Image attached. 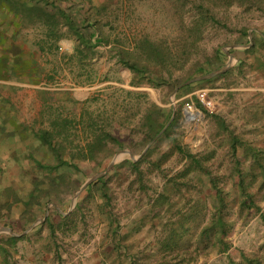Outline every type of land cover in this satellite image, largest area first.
Listing matches in <instances>:
<instances>
[{
  "label": "rangeland",
  "instance_id": "1",
  "mask_svg": "<svg viewBox=\"0 0 264 264\" xmlns=\"http://www.w3.org/2000/svg\"><path fill=\"white\" fill-rule=\"evenodd\" d=\"M82 1L54 0L51 4L64 12H85L88 16V4L92 6L91 10L98 9L91 12L97 18L94 24L101 27L111 43L120 40L125 45H133L135 39L147 36L169 46L180 59L186 53L193 59L210 53L218 45L222 46L223 51H227L225 63L229 62L228 69L232 72L226 78L194 92L208 112L218 114L242 140L264 147V76L250 65L254 55L242 52L251 42L225 45L233 41L241 24L250 26L251 36L252 32L264 34L263 9L253 5L249 9L247 3L226 6L223 0L209 1L212 12L222 18L223 23L203 26L192 22L191 14L195 12L192 0H89L88 4L87 0ZM42 29L25 21L20 33L26 42V51L35 56L36 76L42 82L16 79L20 82L16 88L0 80V199H4L5 184L13 185L21 195L26 193L29 176L38 174L32 169L29 154L43 162L50 160V154L43 153L33 132L51 127V119L60 122L69 119L72 122L83 113L85 119L93 118L99 124H105L112 133L128 134L137 139L140 133L134 130L143 102L136 96H128L121 89L144 92L148 99L162 107L169 104L175 107L177 102L175 95L171 100V94L162 88L148 84L131 85L132 73L117 62L111 44H98L94 53L81 54L79 61L71 58L75 40L66 27L61 28L63 36L56 41L54 48L47 47L43 42ZM64 40L68 41L67 46ZM231 46L241 51L229 53ZM258 54H264V47ZM239 57L246 59L242 68L237 67ZM181 73V69L175 70L176 75ZM89 76L92 82L83 83ZM47 97L51 99L46 101ZM67 130L70 143L85 142L87 136L80 125L77 128L68 125ZM226 132L217 126L211 116L188 101L182 108L174 134L184 147L205 158L219 184L232 197L233 184L229 179L232 158ZM168 149L167 142L161 143L149 160ZM123 150L127 148L115 154L119 156L112 165L108 166L114 156L99 171L88 170L85 180L68 195L66 205L60 207L52 202L43 205L31 227L22 233L15 232L19 236L28 235L16 243L14 254L9 257L10 264H107L111 258L118 256L109 252L114 246V235L107 220L111 215L118 225L117 242L121 246L128 243L131 254L139 260H147L148 264H232V261L243 263L242 256L264 255V189L258 191L257 184L251 190L255 193L259 210L239 213L234 205L227 213L232 227L226 239L229 244L226 251L218 250L214 243L204 247L194 241L185 248L155 253L157 242L168 232L169 227L165 225L180 217L176 206L171 207L167 202L156 203L155 198L163 191L166 179L181 171L187 161L179 153L168 151L159 168L148 161L142 162L140 180L136 172L127 167L111 171V167L121 160L131 159L130 153L134 157L140 155L129 149L130 153ZM249 161L250 158L245 160L243 166ZM103 171L104 174L111 171L108 179L109 201L105 205L96 199L85 202L83 213L74 217L76 229L70 225L64 231L51 233L43 222L49 213L59 220L52 207L66 215L85 193L86 186L81 188L84 182ZM178 179L196 182L181 176ZM201 186L191 184L189 192L192 194L195 188L200 189ZM183 202L184 198L180 203ZM18 206L21 207V204ZM201 213L204 214L202 224L209 222L210 209L207 207ZM199 229L197 227L196 231ZM121 250L120 258L123 259V246Z\"/></svg>",
  "mask_w": 264,
  "mask_h": 264
},
{
  "label": "trees",
  "instance_id": "2",
  "mask_svg": "<svg viewBox=\"0 0 264 264\" xmlns=\"http://www.w3.org/2000/svg\"><path fill=\"white\" fill-rule=\"evenodd\" d=\"M51 1L54 2V0H0V6L5 8L12 19L16 20L17 26L21 25L23 19L29 23L37 22L43 28V42L49 48L56 47V41L63 36L60 30L62 27H66L75 40L71 58L75 57L79 61H81L79 58L81 54L94 53L98 44H111L110 48L113 49L117 62L132 73L130 84L133 86L148 84L162 88L166 93L171 94L174 88L184 81L213 71L225 63L226 54L220 45L214 47L210 53H203L193 59L187 53L183 59H180V56L176 55L169 46L147 36L135 39L133 45H125L120 40L111 43L101 27L94 24L97 18L91 12L98 9L91 10L92 6L88 4L89 0L86 2L88 4L86 11L89 16L85 15V12H64L58 7L54 8ZM209 1L213 0H192L191 3L195 8V12L191 14L192 22L203 26L209 23L218 25L223 23L222 18L212 12V8L208 4ZM223 1L226 6L245 5L247 3L249 9L253 5L264 10V0ZM249 29L250 26L241 24L233 41L227 42L225 45L251 42L250 45L242 49V52L254 55L250 65L264 76V54L261 56L258 54L260 49L264 47V34L252 32L250 41L248 38ZM1 31L0 26V45H4V48H0V78L14 77L19 79L27 74L29 75L28 80H33L31 73H36L34 54L32 55L29 51L24 52L13 42L17 30H14L10 37L8 36L10 38L9 43L7 42L8 38L3 36ZM40 49L45 50L43 47ZM237 51L241 50L232 46L228 49L229 53ZM245 63L246 59L239 57L237 67L242 68ZM178 64H180L179 67H177ZM176 69H181L182 73L176 75ZM231 72L232 69H227L211 78L179 87L175 92V99L177 100L175 107L172 104L162 107L148 99L144 92L121 89L128 96H136L143 102L134 130L140 133L137 139L128 134L122 136L119 133H112L105 127V124H99L93 118L85 119L83 113L72 122L69 119H62V122L55 118L51 119V127L39 128L33 132L43 153L50 154V160L43 162L34 157L33 154L28 155L32 161V169L38 171V174L33 173L29 176L27 191L22 195L17 192L13 185L5 184L3 188L4 199H0V223L2 226L11 228L14 232H24L36 220L39 209L43 205L49 202L60 207L66 205L68 195L76 191L80 183L87 177V172L90 169L99 171L119 150L124 148L129 149L132 153L141 154L150 143L139 159L136 161L123 159L118 164L113 165L111 171L127 167L136 172L141 180L143 171L140 169V165L144 161H148L154 167L159 168L160 164L167 158L168 151H175L186 159L185 167L176 175L166 179L163 191L158 193L155 198L156 203L158 201L167 202L171 207L176 206L180 213L179 218L165 225L169 227L168 232L163 239L157 242L155 253L166 249L185 248L194 241L204 247L214 243L218 246V250L226 251L229 245L226 239L232 227L231 221H228L227 218L229 210L234 205L239 213H248L251 210L260 209L255 193L251 188L257 184L258 191L264 189V147L242 140L227 127L225 121L218 114L208 112L194 90L226 78ZM90 77L86 78L83 83H91L92 78ZM184 95L188 96L180 99ZM50 99L47 97L46 101ZM188 101L192 102L203 113L211 116L218 127L227 131L229 152L232 158V166L229 172V179L233 184L231 191H233L234 196L232 197L219 184L217 176L211 172L205 163V158L197 156L184 147L174 134L182 116V108ZM167 122H169L168 125L163 129ZM68 125H73L74 128L80 125L85 136H87L84 143H70ZM163 142H167L168 151L149 160V157ZM241 154L242 160L239 158ZM249 158L248 165L243 166L242 163H246L245 160ZM111 171L91 181L86 186L80 201L66 215L60 213L55 206L52 207L54 212H57L59 220H55L53 213H49L43 222L49 227L51 233L64 231L70 225L76 229L74 217L83 213L85 202L96 199L105 205L109 201L108 179ZM179 176L196 180V182L191 183L187 179L182 182L178 179ZM182 184H184V188H182ZM191 184L202 185L201 187L204 188H195L191 194L189 192ZM185 189L187 190L186 193L184 192ZM204 189L207 192H204ZM192 195L195 198L194 201H192ZM183 198L184 202L180 203ZM20 204L21 207L18 206ZM207 207L210 209V220L202 224L204 214L201 213V210L207 209ZM107 220L114 235V246L109 252L118 254L117 257L111 258L107 264H114L115 262L117 264H148L147 260H139L137 256L131 254L128 250V243L122 245L124 258H120L122 246L117 242L118 225L112 215L111 217L108 216ZM197 227H200L198 231H196ZM27 235L15 236L10 233H0V264H10L9 257L14 254L16 243ZM122 235L125 236L126 234ZM242 259L243 263L232 261V264H264V255L262 257L242 256Z\"/></svg>",
  "mask_w": 264,
  "mask_h": 264
},
{
  "label": "crops",
  "instance_id": "3",
  "mask_svg": "<svg viewBox=\"0 0 264 264\" xmlns=\"http://www.w3.org/2000/svg\"><path fill=\"white\" fill-rule=\"evenodd\" d=\"M8 15L9 14L5 10V8L0 6V26L2 28V31L1 32H2L3 36H6L8 38L7 42L9 43L10 42V38L9 37L14 32V30H17V32H16L17 35L15 36V39L13 40V42L16 45H18V47L22 48L24 50V52H26V50L28 48L26 46V42L22 39V36H21L20 33H21V29H22L23 23H25V21H27V20L26 19H23L21 25H18L17 26L18 23L16 22V20L15 19H12V17L10 15L9 16ZM12 20H13V23H12ZM33 23H35V24L38 25L37 22H33ZM33 23L31 22L30 24H33ZM14 24H16V25H14ZM60 42H63V40H61ZM64 44L67 46L68 41L67 40L66 41L64 40ZM0 48H4V45H0ZM31 74L34 75L33 76L34 80L40 81L39 83L42 82V79L39 78V77H37L36 76V73H31ZM28 76L29 75L25 74V76H23L22 78H19V79L18 78H14V77L12 78L11 77V78H0V80H1L2 83L8 84L10 87L11 86H15L17 88L18 86H20V82H17L16 79H18V80H21L22 79L24 81H27Z\"/></svg>",
  "mask_w": 264,
  "mask_h": 264
},
{
  "label": "water",
  "instance_id": "4",
  "mask_svg": "<svg viewBox=\"0 0 264 264\" xmlns=\"http://www.w3.org/2000/svg\"><path fill=\"white\" fill-rule=\"evenodd\" d=\"M248 32H249V35H248V37H249V40L251 41V39H252V36H251V34H250V30H248ZM232 46H236V45H232ZM228 48V47H227ZM224 50H227V49H224ZM225 52H227V51H225ZM229 68V62H226L223 66H221V67H219V68H217V69H215V70H213V71H210V72H208V73H205V74H202V75H198V76H195V77H192V78H190V79H188V80H186V81H184L183 83H181L179 86H177L176 88H174V90L172 91V93H171V100L173 99V97H174V95H175V92L178 90V88L179 87H182V86H184V85H187V84H190V83H192V82H195V81H199V80H203V79H206V78H211V77H213V76H215V75H217V74H219V73H221V72H224L225 70H227ZM172 118V117H171ZM170 121V120H169ZM168 123L169 122H167L166 124H165V126L163 127V129L168 125ZM162 129V130H163ZM162 130H161V132H162ZM160 132V133H161ZM159 133V134H160ZM158 134V135H159ZM157 135V136H158ZM156 136V137H157ZM155 137V138H156ZM150 145V143L144 148V150L142 151V153L140 154V155H138L137 157H134L131 153H130V151L127 149V150H123V151H126V152H128V153H130V156H131V159L133 160V161H136L143 153H144V151L147 149V147ZM118 154L117 155H114V157L112 158V160H111V162L109 163V165L108 166H110V165H112L114 162H115V160L118 158ZM108 168V167H107ZM105 173V171H103V172H99V173H97V174H95V175H93V176H91L90 178H88L85 182H84V184L81 186V188H84L85 186H87L91 181H93V180H95L96 178H98L99 176H101V175H103ZM34 224V222L31 224V226ZM30 226V227H31ZM0 232H7V233H10V234H12V235H15V236H19L20 234H18V233H15V232H13L12 230H11V228H9V227H3V226H0Z\"/></svg>",
  "mask_w": 264,
  "mask_h": 264
}]
</instances>
